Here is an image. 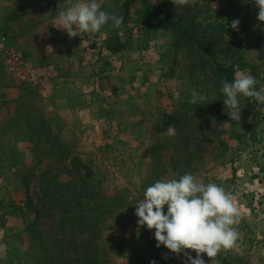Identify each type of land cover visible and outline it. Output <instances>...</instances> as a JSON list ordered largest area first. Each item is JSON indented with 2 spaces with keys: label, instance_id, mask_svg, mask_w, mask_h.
Instances as JSON below:
<instances>
[{
  "label": "rangeland",
  "instance_id": "374dc122",
  "mask_svg": "<svg viewBox=\"0 0 264 264\" xmlns=\"http://www.w3.org/2000/svg\"><path fill=\"white\" fill-rule=\"evenodd\" d=\"M49 2L43 10L34 11L39 22L50 11L58 17V11L66 10L74 0ZM97 2L102 10L114 13L126 0ZM252 2L197 0L196 7H176L171 0H133L128 21L116 29L127 43L128 56L113 66L107 64L112 56L97 51L99 64L69 62L54 70H40L0 22V240L14 246L15 264L95 263L85 262L86 258H94L98 264H185L183 254L177 257L164 246L156 247L154 230L145 226L137 232L134 207L143 199L144 189L155 181L178 179L185 173L223 187L239 210V223L233 225L239 234L236 246L221 251L215 258L217 264H264V105L240 96L241 120L229 119L214 127L215 116L226 109L210 61L186 45L175 50L172 32L146 17L148 6L152 12L172 9L179 17L194 18L200 27L212 30L223 22L224 9ZM252 13L238 31L232 29L226 41L236 46L228 52L227 60L223 53L220 61L233 66L234 78L237 73L254 76L259 90L264 86V59H260L264 23ZM16 23L9 24L15 34L22 29ZM47 27L41 29L49 37L46 30L51 28ZM100 32L106 33L108 40L110 34L102 28L90 36L104 40ZM87 34L70 38L65 31L53 43L69 53L81 46L80 39ZM89 42L85 50L87 46L106 50ZM224 45L219 48L226 50ZM38 50L45 49L39 44ZM80 57L77 54L76 58ZM26 65L35 77H29ZM84 84L86 95L94 90L95 97L86 99L82 89L74 90ZM3 87L10 92H3ZM193 89L206 96L203 105L189 103ZM54 91H70L72 105L85 107L90 100L95 109L110 115L104 116L103 126L97 129L82 124L69 129L52 109L56 100H45ZM124 95L129 97L122 99ZM125 115L130 119L124 120ZM164 123L167 127L176 124L174 137L161 136L167 127L161 130L157 125ZM124 125L127 132L122 130ZM23 126L30 131L8 133ZM220 141L229 144L227 152L218 146ZM76 157L90 166L95 178L86 179V170L73 160ZM29 196L33 206L28 205ZM73 236L80 247L72 251L75 245L68 241ZM187 251L195 257L194 251ZM203 258L211 264L206 254Z\"/></svg>",
  "mask_w": 264,
  "mask_h": 264
},
{
  "label": "clouds",
  "instance_id": "9594fccd",
  "mask_svg": "<svg viewBox=\"0 0 264 264\" xmlns=\"http://www.w3.org/2000/svg\"><path fill=\"white\" fill-rule=\"evenodd\" d=\"M171 2L176 7L197 5V0ZM253 2L259 10L258 21L264 23V0ZM58 20L61 25L59 29L66 31L70 38L82 33H98L109 21L114 30L123 23L122 16L102 10L97 0H74L66 10L58 11ZM240 23L239 19H234L231 28L238 31ZM257 83L254 76L241 73H237L232 82L227 78L222 79L220 92L224 96L226 114L232 121L241 120L240 96L264 105V86L257 90ZM205 99V95L193 89L189 103L203 105L201 102ZM175 135V123L161 133V136ZM134 207L138 217L137 232L145 226L150 231L154 230L156 247L164 246L177 257L183 254L185 264H206L203 254L211 259V264H217L215 258L218 254L234 249L239 238L233 225L239 223L240 213L232 194L215 183L199 181L192 173H185L178 179L155 181L144 189L143 199L138 200ZM187 250L194 251L195 257Z\"/></svg>",
  "mask_w": 264,
  "mask_h": 264
},
{
  "label": "crops",
  "instance_id": "0c3cea01",
  "mask_svg": "<svg viewBox=\"0 0 264 264\" xmlns=\"http://www.w3.org/2000/svg\"><path fill=\"white\" fill-rule=\"evenodd\" d=\"M60 1V0H59ZM53 2H57V0H53ZM48 3V4H47ZM49 0H0V22L5 23L7 25V29L11 31L12 35H15V41L17 42L18 46L21 47L25 56L29 57L31 61H34L35 64H37L43 71L48 70H54V68L59 66H64V64L75 63V64H83V65H95V63L99 64V57L98 54L102 53L103 51L106 53V56H112L111 62L108 61L107 64L111 63V65H116L117 60L120 58H125L128 56V51L124 50L121 53L111 54L107 52L106 50H91L88 48L85 50L84 47H86V43L89 42L91 44H100L99 46H105V42L107 40L106 33H99L101 36H104V40L102 38L95 39L94 37L90 36V33L87 34V38L80 39V45L78 48L75 47L74 50H69V53L64 52V50H58L55 43H53L54 38L57 39V35H62L64 33V30L59 29L61 27L58 17L54 15L53 11H50L46 15V19H43L42 22H39L35 16H33L34 11L43 10L45 6L49 5ZM54 4V3H53ZM51 5V4H50ZM54 18V19H53ZM20 20V21H17ZM17 22L16 24L19 26H22V29L19 30V32L11 29L9 27V24ZM47 25V29L51 28L50 31L46 30L47 32H50V36L44 35L45 33H42L44 29H41L42 26ZM22 34L21 36L19 34ZM30 33H32L30 35ZM30 35V36H29ZM29 36V37H28ZM43 45L45 50H38V46ZM55 44V46H54ZM49 46L51 48H49ZM49 48V49H48ZM84 49V50H81ZM97 51L100 53L97 54ZM85 54L86 57H84L82 54ZM77 54H80V59H77ZM97 59V60H96ZM108 59V58H107ZM124 68L123 66H121ZM145 71V67H143ZM78 81L77 78H75V82ZM81 82V80H80ZM89 84V83H86ZM84 86L81 87L79 90L74 89L75 91L81 92L84 94L86 99H91L92 97L96 96V92L93 90L91 91V94H87L86 92L88 90H84ZM91 86V85H90ZM6 88L3 87V92H10V89L5 90ZM13 94V93H12ZM14 95V94H13ZM103 95V94H102ZM129 96L124 95V97H121L122 99L128 98ZM56 100V105L59 103V108L56 107V105H53L52 109L55 111L56 115H59L61 119L65 120L66 126L68 125L69 129L76 128L75 126L79 125H90L92 127L96 126V129L99 126H103L102 121L104 119V116H109L107 111L105 112H99L98 109H95L92 106V102L89 100V105L85 107H80L78 105H72L71 103V94L70 91H54L52 94H49L48 98L45 100L48 102L49 100ZM95 99V98H94ZM51 104H53L52 101H50ZM130 116H124L125 118H129ZM67 118L70 119V121L67 120ZM130 119V118H129ZM126 123V122H125ZM119 124L114 127L120 130L118 127ZM82 127V126H81ZM108 126H106L107 128ZM122 127V126H121ZM123 132H127L128 127L124 125L122 128ZM14 246L6 245L3 241L0 240V264L2 263H9V264H15L13 261V252Z\"/></svg>",
  "mask_w": 264,
  "mask_h": 264
},
{
  "label": "trees",
  "instance_id": "16d2710c",
  "mask_svg": "<svg viewBox=\"0 0 264 264\" xmlns=\"http://www.w3.org/2000/svg\"><path fill=\"white\" fill-rule=\"evenodd\" d=\"M135 1V0H134ZM133 0H126L121 6V8L114 12L113 14L117 16H122L123 17V24H125L129 17H130V9H131V4ZM151 7H147V14L146 17L153 19L155 21V24L159 27L168 29L172 32L174 39H175V50H178L182 46L186 45L190 48H193L194 50H197L198 53L204 57L208 58L210 61V65L212 66L213 70L216 73V78L219 80V83H221L222 79L227 78L229 82H232L234 80V68L232 65H228L225 62L220 61V57L223 53H226L228 59V52L232 51L233 48L236 46L235 42H230L226 41V38H229L232 36V28H231V22L234 19H239V18H244L241 20L242 23L246 24L249 19L252 17V12H255L258 14V8L255 6L254 2H252L250 5L248 4L245 7H235L233 5H230L226 9L223 10L221 17L223 19V22L219 24L217 27L213 28L212 30H206L203 27H200L198 24L197 20L194 18L186 19L185 17L181 16L179 17L175 11H172V9H169L171 11H165L164 9L163 12L159 9L156 8L154 12L153 10L150 9ZM161 11V12H160ZM241 23V24H242ZM111 21H109V24H106L105 26L102 27V29L110 34V37L108 38L105 48L108 52L111 54H118L123 52L126 47L127 43L122 40V38L116 33V29H112L110 27ZM250 29V27H249ZM221 43H225L224 46H226V50H222L219 48V45ZM261 44H263V47L261 46L260 50V59H264V42L260 41ZM235 51V50H234ZM219 77V78H218ZM180 118V117H179ZM175 120V118H173ZM230 117L226 114L225 112H219L215 116L214 120V127L220 126L223 122L229 121ZM169 120L167 117H165V121L167 122ZM167 126L164 124H159L157 125V128L164 130ZM8 130V129H7ZM35 131L37 129H34ZM25 131H30L28 127H15L11 128L8 130L9 134H15V133H22ZM4 133H6L4 131ZM219 147L223 148L224 153L227 152L230 149V146L228 143H224L223 141L219 142ZM68 149V148H67ZM154 152V151H153ZM73 160L79 161L81 164V168L86 170V179H91L95 178L92 174L93 171L90 168L88 164H83L78 157L74 158ZM180 163L181 161H177ZM194 171L196 169L192 168ZM79 170V169H78ZM184 174V172H181ZM91 195H94L95 192L91 191ZM28 205L33 206L34 203L32 201V198L29 196L28 198ZM52 210V209H51ZM64 221V220H63ZM71 218L68 220L69 223H71ZM95 228H98V226L93 225ZM31 225H29L27 228L31 232ZM30 235V233H29ZM34 237V235H31ZM71 236V235H70ZM32 237V238H33ZM76 236H73V238L68 241L69 245H75L71 250H76L77 247H80V245H76ZM66 241V240H65ZM40 242H44V237H41ZM61 245L64 241H60ZM43 245V244H41ZM47 247H44L43 249L46 250ZM62 250V249H61ZM49 251V250H48ZM87 255L88 253L85 252ZM46 258H43V261ZM53 258H50L49 261L52 263ZM95 262L94 264H98V260L94 259L89 260L88 258L85 259V262ZM54 264H58V262L54 261Z\"/></svg>",
  "mask_w": 264,
  "mask_h": 264
},
{
  "label": "built area",
  "instance_id": "2783aa9c",
  "mask_svg": "<svg viewBox=\"0 0 264 264\" xmlns=\"http://www.w3.org/2000/svg\"><path fill=\"white\" fill-rule=\"evenodd\" d=\"M25 67L28 69V71H26V72L29 75V77L30 78L35 77L34 71L29 67V65H26Z\"/></svg>",
  "mask_w": 264,
  "mask_h": 264
}]
</instances>
